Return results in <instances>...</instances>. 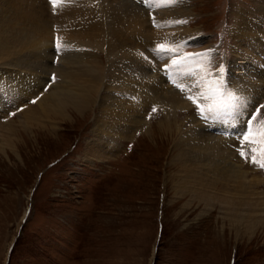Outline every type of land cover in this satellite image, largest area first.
<instances>
[{"label": "bare ground", "instance_id": "obj_1", "mask_svg": "<svg viewBox=\"0 0 264 264\" xmlns=\"http://www.w3.org/2000/svg\"><path fill=\"white\" fill-rule=\"evenodd\" d=\"M147 1L143 9L138 0H0V107L7 97L23 107L17 123L11 117L0 123V146H10L16 125L55 129V120L68 126L72 114L83 118L94 111L83 159L102 164L117 154L116 141L131 140L140 126L149 133L142 110L154 105L167 122L174 116L178 133L175 197L201 204L200 214L216 206L236 235L263 232L264 179L251 175L249 163L229 145L239 136L242 142L248 106L264 105V5L260 20L236 12L230 31L235 57L227 76L210 74L207 47L191 53H208L204 58L179 54L188 45H204L190 25L192 0ZM49 74L58 81L49 82ZM46 85L51 92H44ZM200 94L214 101L205 122L194 117L178 123V111L190 110ZM31 96L34 104L27 102ZM252 131L241 144L264 148V125H252Z\"/></svg>", "mask_w": 264, "mask_h": 264}, {"label": "rangeland", "instance_id": "obj_2", "mask_svg": "<svg viewBox=\"0 0 264 264\" xmlns=\"http://www.w3.org/2000/svg\"><path fill=\"white\" fill-rule=\"evenodd\" d=\"M192 3L195 16L190 25L201 32L204 45H188L179 54L191 57L207 47L212 52L210 74L229 76L236 12L243 9L260 20L264 0ZM148 6L149 1L143 9ZM166 53L162 59H167ZM52 77L48 75L49 82ZM31 97L28 104L35 100ZM11 99L7 97L0 107V123L8 117L18 122L23 107L17 106L18 98L15 105ZM198 101L192 110L178 111V123H190L193 117L205 122L204 114L214 101L201 94ZM261 105L258 101L248 106V119L256 115L252 125H264ZM161 113L147 104L142 114L150 123V134L140 126L131 140L116 141L117 154L102 164L83 159L94 111L83 118L72 114L68 126L55 120V129L51 124L31 129L16 125L10 146H0V264H264V231L236 235L216 206L200 214L201 204L187 205V195L175 197L171 188L179 168L173 163L178 133L174 116L167 122ZM239 138L231 145L234 149L240 146ZM251 147L239 158L249 163L251 175L264 179V168L259 166L264 164V148Z\"/></svg>", "mask_w": 264, "mask_h": 264}, {"label": "snow or ice", "instance_id": "obj_3", "mask_svg": "<svg viewBox=\"0 0 264 264\" xmlns=\"http://www.w3.org/2000/svg\"><path fill=\"white\" fill-rule=\"evenodd\" d=\"M52 2L54 3V0H52ZM178 23H181V22H178ZM57 48H59L58 45H57ZM207 55H208V53H203V54L196 53V54H193V58H196V57L204 58ZM219 71L220 72H223V67L222 66L219 67ZM52 79H53V81L55 80V76L54 75H53ZM193 87H195V85ZM188 99H192V97L189 96ZM31 102L32 103H35L36 101L35 100H32ZM193 103H195V101H193ZM260 107H264V105H261ZM153 111H155V109H153ZM259 111H260V109L257 108L256 109V112L258 113ZM14 114L15 113H12V115H14ZM255 119H256V115L253 114V115H251L250 119L247 121L248 127H247L246 131L242 134V142H241L242 144H243V141H248L249 137L252 135V122ZM240 155H241V157H245L244 151L240 150ZM252 163H254V164L257 163L255 156H253V158H252ZM259 166L262 167V168H264V164H260Z\"/></svg>", "mask_w": 264, "mask_h": 264}]
</instances>
